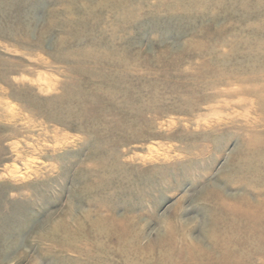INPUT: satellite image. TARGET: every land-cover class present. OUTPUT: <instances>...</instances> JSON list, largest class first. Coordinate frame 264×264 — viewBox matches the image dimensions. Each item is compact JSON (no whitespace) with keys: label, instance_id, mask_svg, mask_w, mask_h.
<instances>
[{"label":"rangeland","instance_id":"1","mask_svg":"<svg viewBox=\"0 0 264 264\" xmlns=\"http://www.w3.org/2000/svg\"><path fill=\"white\" fill-rule=\"evenodd\" d=\"M263 241L264 0H0V264Z\"/></svg>","mask_w":264,"mask_h":264},{"label":"bare ground","instance_id":"2","mask_svg":"<svg viewBox=\"0 0 264 264\" xmlns=\"http://www.w3.org/2000/svg\"><path fill=\"white\" fill-rule=\"evenodd\" d=\"M254 143V142H253ZM250 147V146H249ZM255 192H257V191H255ZM263 201V200H262ZM246 203H247V201H246ZM259 203V202H258ZM263 204H261V206H262ZM246 207V206H245ZM263 207V206H262ZM247 208V207H246ZM262 210V209H261ZM239 218V217H238ZM237 219V218H236ZM232 220V219H231ZM234 220V219H233ZM239 220V219H238ZM241 220H243V219H241ZM260 221V220H259ZM245 222V221H244ZM243 223V222H242ZM247 223V222H246ZM248 224V223H247ZM246 225V224H245ZM244 225V226H245ZM248 229V228H247ZM260 233V232H259ZM253 234V233H252ZM233 237V236H232ZM249 237V236H248ZM254 237V236H253ZM258 237H259V235H258ZM261 237V236H260ZM249 241V240H248ZM251 241H253L252 239H251ZM230 242V241H229ZM259 242V241H258ZM264 242V241H263ZM212 243V242H211ZM254 243V242H253ZM213 244V243H212ZM244 244V243H243ZM217 245V244H216ZM247 245V244H246ZM227 246V245H226ZM218 247H219V245H218ZM222 247V246H221ZM224 250V249H223ZM223 252V251H222ZM220 253V252H219ZM221 254V253H220ZM225 254V253H224ZM251 255V254H250ZM249 255V256H250ZM253 257V256H252ZM246 259H247V257H246ZM227 261V260H226ZM219 262V261H218ZM233 262V261H232ZM212 263V262H211ZM225 264V263H224Z\"/></svg>","mask_w":264,"mask_h":264}]
</instances>
